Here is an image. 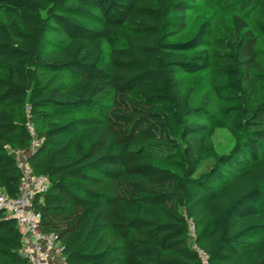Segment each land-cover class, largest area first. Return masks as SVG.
Returning a JSON list of instances; mask_svg holds the SVG:
<instances>
[{"label": "trees", "instance_id": "16d2710c", "mask_svg": "<svg viewBox=\"0 0 264 264\" xmlns=\"http://www.w3.org/2000/svg\"><path fill=\"white\" fill-rule=\"evenodd\" d=\"M229 3L230 0H225ZM187 0H0V188L17 198L18 152L49 188L33 209L66 264H264V0H241L218 40L212 128L236 143L218 153L178 72L212 69L213 25L186 33ZM66 40L50 44L47 33ZM111 47L108 57L104 45ZM68 73L73 86L39 71ZM53 82V81H52ZM30 107V113L26 110ZM86 113L69 121L67 116ZM168 163L170 167H164ZM24 233L0 210V264H28Z\"/></svg>", "mask_w": 264, "mask_h": 264}, {"label": "rangeland", "instance_id": "374dc122", "mask_svg": "<svg viewBox=\"0 0 264 264\" xmlns=\"http://www.w3.org/2000/svg\"><path fill=\"white\" fill-rule=\"evenodd\" d=\"M190 7L186 13V33L190 34L195 26L201 21H210L213 25L212 45L209 47L213 56V67L210 70L201 72L196 75H188L182 71L178 72V78L181 84L182 93L189 96L191 106L197 110L204 98L208 96V103L203 110L195 111L187 120L189 122L199 123L208 127L207 135L210 138L215 150L220 154H226L231 151L236 140L226 131L217 129L211 135L212 128L219 116L220 100L213 89L214 70L216 68L217 59L215 53L220 51L218 40L233 33L232 18L239 14L244 16L249 22H252L251 15L243 14L241 10V0H187ZM47 40L50 44L60 43L66 40L64 34L59 30L53 29L47 33ZM105 55L108 57L111 47L104 45ZM258 61L264 67V36L258 39L256 46ZM3 71L0 69V74ZM44 83L52 85L64 84L73 86L78 83L77 79L68 73L52 74L46 71H39ZM53 81V82H52ZM86 113L67 116L62 121L66 122L80 116H86ZM164 167L170 165L163 164Z\"/></svg>", "mask_w": 264, "mask_h": 264}, {"label": "built area", "instance_id": "2783aa9c", "mask_svg": "<svg viewBox=\"0 0 264 264\" xmlns=\"http://www.w3.org/2000/svg\"><path fill=\"white\" fill-rule=\"evenodd\" d=\"M27 108V114L30 113ZM34 140L26 152H18L16 156L17 167L22 174L20 191L17 198H10L0 188V210L6 211L10 218L17 221L24 233V248L21 251L23 259L28 264H66L62 256V245L54 234H46L40 228V216L33 209V200L37 194L44 193L49 188V180L45 176H36L28 165L29 157L38 149L40 141L36 135V129L32 124L28 125ZM189 239L193 251L199 256L202 264H209L208 254L199 248L197 238V226L191 220L189 222Z\"/></svg>", "mask_w": 264, "mask_h": 264}]
</instances>
